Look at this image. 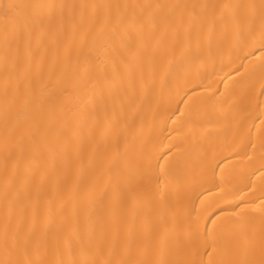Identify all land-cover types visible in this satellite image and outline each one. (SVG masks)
I'll return each instance as SVG.
<instances>
[{"label":"bare ground","instance_id":"bare-ground-1","mask_svg":"<svg viewBox=\"0 0 264 264\" xmlns=\"http://www.w3.org/2000/svg\"><path fill=\"white\" fill-rule=\"evenodd\" d=\"M262 45L264 0H0V264H264Z\"/></svg>","mask_w":264,"mask_h":264},{"label":"snow or ice","instance_id":"snow-or-ice-1","mask_svg":"<svg viewBox=\"0 0 264 264\" xmlns=\"http://www.w3.org/2000/svg\"><path fill=\"white\" fill-rule=\"evenodd\" d=\"M10 7H14V6H10ZM261 51H262V53H264V45H262ZM237 71H239V69H237ZM180 102L183 103L184 101L182 100ZM178 111H179V109H178ZM213 223H215V222L213 221Z\"/></svg>","mask_w":264,"mask_h":264}]
</instances>
